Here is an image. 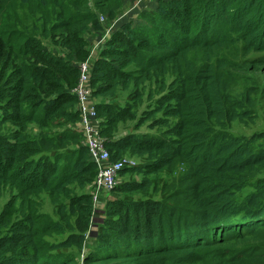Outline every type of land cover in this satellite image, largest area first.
Masks as SVG:
<instances>
[{
  "label": "trees",
  "instance_id": "16d2710c",
  "mask_svg": "<svg viewBox=\"0 0 264 264\" xmlns=\"http://www.w3.org/2000/svg\"><path fill=\"white\" fill-rule=\"evenodd\" d=\"M119 2L129 12L118 14ZM95 7L89 0H0V126L13 128L0 134V203L13 191L0 211V264L259 260V250L230 245L264 231V182L256 179L264 172V146H256L264 135L229 134L235 122L254 120L256 102L251 93L229 91L216 59L218 50L241 45L245 55H258L246 61L248 68L260 71L264 0H95ZM100 16L108 23L103 30ZM89 61L111 161L142 159L120 173L142 179L100 198L105 207L96 223L94 198L71 189L93 183L98 171L81 134L72 131L82 121L73 91ZM148 85L156 88L139 116ZM121 91H132L125 104ZM128 122L150 123L159 133L114 138ZM32 126L38 137L29 133ZM178 163L188 166L181 179L186 187L155 199L167 183L161 174ZM43 192L60 218L50 227L69 230L50 244L37 222L36 198ZM92 226L98 234L88 243Z\"/></svg>",
  "mask_w": 264,
  "mask_h": 264
},
{
  "label": "rangeland",
  "instance_id": "374dc122",
  "mask_svg": "<svg viewBox=\"0 0 264 264\" xmlns=\"http://www.w3.org/2000/svg\"><path fill=\"white\" fill-rule=\"evenodd\" d=\"M90 5L92 7V10L94 12L97 11L95 7V0H89ZM118 14H126L129 12L130 7L129 4H121L120 2L118 3ZM105 19L106 23V18L105 16H102ZM100 16L99 18V24L100 27L105 29L106 25L108 23H104L101 21ZM107 36H109V31L107 32ZM105 35L104 38L106 39L105 41L109 40L110 38ZM87 40L89 39V36L86 37ZM103 45V44H102ZM101 45V46H102ZM102 47L96 48L94 58H96L98 52L101 50ZM217 56L218 59H216V63L220 67L219 73L224 76V80L227 83L229 91L235 96V97H241V95L245 94L247 95L248 93L252 94V98L256 102V107L253 109V114L255 115L253 121H248L246 123H241V122H235L232 124V126L229 129V134L233 136H238V137H244V138H251L255 135L263 136L264 135V66L260 67V71H253L252 69H249L248 66L246 65V61H251L252 58H256L258 55H245L243 51V47L241 45L235 46L234 48L230 50H218L217 51ZM200 58H204L203 54L199 53ZM218 62H224L223 64H219ZM172 77L169 78L168 81H171ZM156 86L155 85H148L146 87L145 93L142 95L144 99V104L143 106L139 109V116H141L150 106V93L155 91ZM132 91L124 92L121 91L119 93V99L120 103L122 102H127L129 98V95ZM150 123H146L142 127H136V122H128L125 125H120L118 133L114 136V138H120V137H125L127 134H132L136 133L138 135H145V134H157L159 133L156 130L150 129ZM3 126H0V134H5L10 133L11 130H13L12 127L6 126L4 127L3 131ZM76 129L72 128V131ZM56 129H54L53 133L56 132ZM77 132L79 135L81 134L79 130L77 129ZM29 133L32 135V137H38L40 135V131L38 130L37 127L32 126L29 129ZM39 134V135H38ZM81 141L84 144V137L81 134ZM105 142L106 139L104 138ZM264 139H260V141L256 144V146H264L263 144ZM126 158L130 159L128 160L129 162H132L136 164V166L142 165V159L132 156V155H127ZM167 172V173H164ZM188 172V166L178 163L174 165L173 167L164 170L163 173L161 174L163 180L166 181L165 186H160L159 191L155 193L154 198L155 199H160V196H164L167 192L170 190H174V192L178 191L179 189H184L186 187V182L182 183L181 179L186 175ZM99 172H96V175L98 176ZM166 175H169L166 177ZM96 176V178H97ZM170 177V178H168ZM142 179V177L136 175H121L120 176V181H119V186L122 184H125L129 181H133L134 179ZM257 180H262L264 182V172L257 174L256 176ZM95 181V180H94ZM163 184V183H162ZM72 193L74 196L76 195H90L94 199L97 198V200H94V205H95V211L96 213L94 214V222H99L102 220L103 217V212H104V207L105 204L100 198H106V199H111L113 194L112 192L114 190H102L98 191L96 188L93 186V183L86 185L84 188L81 189V187H76L73 186L71 187ZM172 192V193H174ZM97 194V195H96ZM13 195V191L7 189L4 197L0 203V211L3 209L4 205L10 200L11 196ZM37 206L36 210L38 213V220L37 222L40 224V230L42 232V240L46 244L54 243L60 241L65 232H69V230H66L65 232H59L56 231L55 228L50 227V225L54 224H60V218L58 215V209L56 205L54 204L52 198L49 196L48 193L43 192L41 193L37 198ZM63 203H67L66 199L62 198ZM98 234V228L96 226H92L90 231L86 234L85 236V241L88 243H92L96 240ZM261 237L259 239L255 240H247V241H242V243H236L232 246L234 249H248V248H255L261 252V257L259 260L254 261L253 263H247V264H264V231L261 232ZM65 237V236H64ZM142 245L138 244L135 246L134 249H139L141 248ZM85 253V251H84ZM233 252H231L232 254ZM78 261L83 264L82 258H79ZM205 264H214L212 262L211 256L209 257L207 263Z\"/></svg>",
  "mask_w": 264,
  "mask_h": 264
},
{
  "label": "built area",
  "instance_id": "2783aa9c",
  "mask_svg": "<svg viewBox=\"0 0 264 264\" xmlns=\"http://www.w3.org/2000/svg\"><path fill=\"white\" fill-rule=\"evenodd\" d=\"M101 21L105 19L102 17ZM102 43L97 44L93 51L91 60L95 59L94 54L97 47ZM81 76L78 87L73 91L79 100L78 110L81 114L82 121L77 125V129L84 137V146L87 147L91 159L97 166L99 172L97 178L93 182V186L98 191L114 190L120 181V173L132 166H136L135 162H129L128 158L119 161H111L110 152L106 149L105 140L101 136L100 120L96 118V102L92 97L91 87V61L85 62L81 66ZM97 195V194H96ZM94 200H97L95 198Z\"/></svg>",
  "mask_w": 264,
  "mask_h": 264
}]
</instances>
